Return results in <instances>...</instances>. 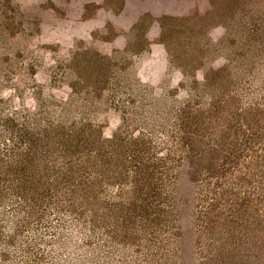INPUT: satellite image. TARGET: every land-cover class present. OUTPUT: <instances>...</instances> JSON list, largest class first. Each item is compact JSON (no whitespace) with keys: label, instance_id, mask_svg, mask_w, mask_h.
<instances>
[{"label":"rangeland","instance_id":"obj_1","mask_svg":"<svg viewBox=\"0 0 264 264\" xmlns=\"http://www.w3.org/2000/svg\"><path fill=\"white\" fill-rule=\"evenodd\" d=\"M262 117L264 0H0L1 150L60 128L141 140L148 157L185 134L206 151L196 175L150 164L161 193L143 218L100 177L80 218L50 204L19 246L0 208V264H264Z\"/></svg>","mask_w":264,"mask_h":264},{"label":"trees","instance_id":"obj_2","mask_svg":"<svg viewBox=\"0 0 264 264\" xmlns=\"http://www.w3.org/2000/svg\"><path fill=\"white\" fill-rule=\"evenodd\" d=\"M238 110L239 108H234L233 111L237 115L236 121L241 122V117L245 118L247 114L238 113ZM230 122L232 121L226 124ZM236 127L240 131H246L249 138L257 137V129L254 131L249 123L244 126L247 128H242L243 123L239 125L236 122ZM79 132L80 130L76 132L58 128L42 138L34 139L26 147L24 141L6 142L5 139V148L0 149V208L3 209L4 217L9 218L8 224L12 223L13 232L7 238L9 246H19L17 233L33 220L38 222L37 216L38 219L42 218L50 204H61L62 209L59 210H66L73 221L80 218L85 208L78 205L95 201L94 186L97 185L99 177L104 182L112 178L117 189L126 194L132 193V198L124 204L130 207L132 217L143 218V205L149 204L148 201L155 204L152 199L161 193L157 191L160 173L149 175L148 168L151 163L155 164L158 160L164 165L167 161L173 163L168 168L165 167L171 174L169 176L177 175L182 168H187L190 175L205 170L200 165L206 161V151L199 149V144L195 141L200 140L192 135L183 133L185 136L182 138L185 139H181L182 141L171 148L166 149L164 143L168 159H161L154 155L151 156L153 158L148 157L151 145L147 148V144H141V140L130 143L98 136L95 137V143L84 145L88 139L92 142L94 137L90 134L86 139H81L87 134L84 131V134ZM233 155L232 152H227L225 157L232 158ZM261 160L256 168L260 170L258 175L262 178L259 183L264 185V158ZM171 183L174 184L173 179ZM106 185L109 186V183L106 182ZM261 190L264 192V187L257 188L259 195ZM261 231L263 234V229Z\"/></svg>","mask_w":264,"mask_h":264}]
</instances>
